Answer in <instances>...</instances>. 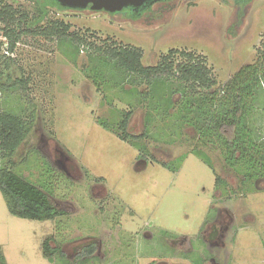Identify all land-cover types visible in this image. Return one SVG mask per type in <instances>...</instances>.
<instances>
[{"label": "rangeland", "instance_id": "1", "mask_svg": "<svg viewBox=\"0 0 264 264\" xmlns=\"http://www.w3.org/2000/svg\"><path fill=\"white\" fill-rule=\"evenodd\" d=\"M49 9L51 20L69 26L67 37L26 36L9 52L0 32V114L28 131L11 157L0 150V171L12 169L67 216L15 217L0 193L6 264H51L41 251L48 237L67 255L53 264H74L89 243L97 251L82 264H264V162L251 153L254 145L264 153V81L244 100L251 141L241 156L183 123L184 86L175 76L145 79L105 53L136 49L144 67L170 52L174 63L192 53L205 60L216 91L262 62L264 0L239 8L223 0L186 8L177 0V20L165 28Z\"/></svg>", "mask_w": 264, "mask_h": 264}, {"label": "trees", "instance_id": "2", "mask_svg": "<svg viewBox=\"0 0 264 264\" xmlns=\"http://www.w3.org/2000/svg\"><path fill=\"white\" fill-rule=\"evenodd\" d=\"M5 1L0 0V32L7 41L9 52H13L15 46L26 36L45 39L67 37L69 26L49 18V6H54L59 11L64 10L52 0H28L35 5L31 12L7 5ZM235 1H239L240 6L245 2ZM76 40L83 41L78 37ZM262 52L264 56V48ZM105 53L127 72L145 79L160 74L175 76L184 86V94L179 104L183 123L188 124L199 138L209 140L215 137L224 148L241 156L246 155V144L251 141V133L246 126L248 115L245 99L256 93L264 81V57L260 64L242 68L225 87L213 91L216 81L212 78L211 70L203 58L192 53L180 54L178 61L174 63V52H170L159 64L152 67L143 66L141 53L136 49L119 46L108 48ZM10 81L8 78L7 82ZM14 83L25 89L24 80ZM2 87L4 84L0 81V88ZM127 117L128 115L121 122L123 130L127 128ZM27 132L21 119L10 114H0V150L4 157L14 154ZM251 153L264 162V153L258 145H254ZM0 193L7 199L9 212L15 217L42 222L67 216L65 211L51 202L46 193L19 177L10 168L0 171ZM96 245L89 243L80 246L74 264L91 260L97 251ZM41 251L43 258L51 264L54 263L56 255L62 262L67 260L66 253L56 245L53 237L43 241ZM0 264H6L1 255Z\"/></svg>", "mask_w": 264, "mask_h": 264}, {"label": "flooded vegetation", "instance_id": "3", "mask_svg": "<svg viewBox=\"0 0 264 264\" xmlns=\"http://www.w3.org/2000/svg\"><path fill=\"white\" fill-rule=\"evenodd\" d=\"M53 1V0H52ZM177 0H156L146 9H138V11L131 12L129 9L122 8L121 11H116L114 13H108L104 11H91L89 9H66L64 12L74 13L78 15H93L94 17L104 16L110 18L111 22L114 24L124 23L128 24H139L141 26H146L147 28L152 27V22L162 21L163 24L159 25L161 28L167 27L168 21L177 20L178 15L174 14L175 3ZM184 2V7L189 8L191 0H182ZM229 2L234 6V8L240 7V2L235 0H223ZM245 4L249 0H244ZM54 2V1H53ZM242 4V5H243ZM54 7V6H53ZM56 8V7H54ZM57 9V8H56Z\"/></svg>", "mask_w": 264, "mask_h": 264}, {"label": "water", "instance_id": "4", "mask_svg": "<svg viewBox=\"0 0 264 264\" xmlns=\"http://www.w3.org/2000/svg\"><path fill=\"white\" fill-rule=\"evenodd\" d=\"M66 9H89L91 11H104L114 13L122 8L131 12L148 8L156 0H53Z\"/></svg>", "mask_w": 264, "mask_h": 264}]
</instances>
